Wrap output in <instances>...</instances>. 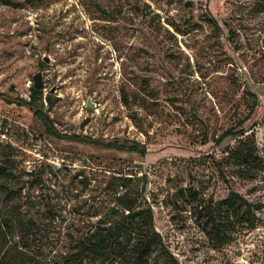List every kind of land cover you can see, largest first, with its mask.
<instances>
[{"label":"rangeland","instance_id":"rangeland-1","mask_svg":"<svg viewBox=\"0 0 264 264\" xmlns=\"http://www.w3.org/2000/svg\"><path fill=\"white\" fill-rule=\"evenodd\" d=\"M39 71L36 107L57 135L138 143L145 153L49 136L16 104ZM254 101L264 163V0H0V158L13 173L15 214L33 218L48 259L116 208L128 178L177 264H264V210L254 231L213 248L180 192L264 202V170L252 182L216 170L236 144L216 138L242 127Z\"/></svg>","mask_w":264,"mask_h":264},{"label":"trees","instance_id":"trees-1","mask_svg":"<svg viewBox=\"0 0 264 264\" xmlns=\"http://www.w3.org/2000/svg\"><path fill=\"white\" fill-rule=\"evenodd\" d=\"M29 92L28 101L20 99L16 103L6 99L5 102L30 107L49 136L115 151L145 153L138 143H102L86 137L57 135L49 117L36 107L43 91L31 86ZM51 99L50 94L45 96L48 104L52 103ZM260 106L261 101H254L242 127L227 129L216 138L217 145L226 138L236 139V144L226 149L222 161L216 165L223 179L227 172L239 181L252 182L264 170L253 133ZM6 162L4 157L0 158V264H154V260L157 264H177L154 227L150 205L141 194L132 193L128 178L119 184L125 191L117 197L116 208L104 213L66 254L57 260L48 259L36 241L37 228L33 218L30 215L21 218L20 214L21 217L15 214L17 207L12 203L15 190L9 185L14 177ZM180 192L190 197L196 224L213 248L230 244L242 230L254 231L262 222L257 214L264 210V202H250L236 191L229 190L224 198L215 202L199 197L194 189H180ZM27 203L28 209L34 207L30 199Z\"/></svg>","mask_w":264,"mask_h":264},{"label":"water","instance_id":"water-1","mask_svg":"<svg viewBox=\"0 0 264 264\" xmlns=\"http://www.w3.org/2000/svg\"><path fill=\"white\" fill-rule=\"evenodd\" d=\"M43 62L48 63L47 58H43ZM32 86L37 89V90H43L44 89V81L42 79V74L41 72H37L32 76ZM54 88H51L49 90V93H53ZM93 106L90 103L89 99L86 101V108L91 109Z\"/></svg>","mask_w":264,"mask_h":264}]
</instances>
